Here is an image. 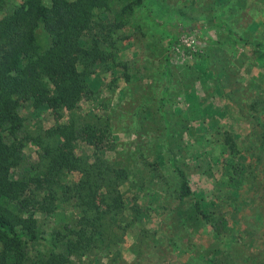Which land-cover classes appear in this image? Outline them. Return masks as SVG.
<instances>
[{"label": "rangeland", "instance_id": "1", "mask_svg": "<svg viewBox=\"0 0 264 264\" xmlns=\"http://www.w3.org/2000/svg\"><path fill=\"white\" fill-rule=\"evenodd\" d=\"M6 1L0 18L23 0ZM140 3L154 20L185 27L182 46L200 56L171 48L170 33L136 0H111L104 18L97 14L96 22L112 28L102 45L108 68L88 78L91 94L71 113L25 109V130L69 120L103 130L97 147L79 143L76 154L127 174L119 184L125 210L103 243L80 258L56 234L74 226L78 212L65 205L37 214L43 240L28 243L27 256L62 255L74 264H264V0ZM36 39L41 49L49 46L41 26ZM36 160L37 148L26 143L14 175H32ZM175 168L187 178L188 197L180 195Z\"/></svg>", "mask_w": 264, "mask_h": 264}, {"label": "trees", "instance_id": "2", "mask_svg": "<svg viewBox=\"0 0 264 264\" xmlns=\"http://www.w3.org/2000/svg\"><path fill=\"white\" fill-rule=\"evenodd\" d=\"M110 1L23 0L0 18V264H74L56 254L28 258V243L43 240L37 214L53 215L65 205L78 212L75 225H65L56 234L69 254L80 258L98 240L103 243L108 228L125 210L119 184L127 174L103 165L99 159L89 163L76 154L79 143L97 147V141L106 138L103 130L77 126L69 120L48 127L36 124L31 133L25 130L24 117L25 109H31L37 112L35 116L48 111L60 118L90 96L88 78L98 69L108 68L111 56L102 49L111 33L110 21H95L98 13L104 18ZM136 3L155 26L170 33L171 48H184L180 37L187 31L185 27L177 22H158L140 0ZM6 8L7 1L0 0V12ZM207 24H218L232 33L223 22ZM40 26L49 37L46 49L37 44ZM183 50L187 55L200 56ZM165 62L168 80L171 54ZM162 96H166L165 90ZM26 143L37 148V160L32 175L17 177L14 171L24 159ZM175 171L181 180L180 195L188 197L191 191L187 178ZM75 173L77 180L68 182L67 176ZM200 215L208 219L205 211ZM133 220H139L136 213Z\"/></svg>", "mask_w": 264, "mask_h": 264}]
</instances>
